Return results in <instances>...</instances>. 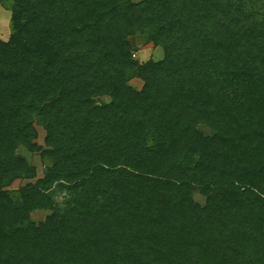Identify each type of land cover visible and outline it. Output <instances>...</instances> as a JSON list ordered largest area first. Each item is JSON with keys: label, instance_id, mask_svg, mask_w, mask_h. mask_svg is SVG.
Returning a JSON list of instances; mask_svg holds the SVG:
<instances>
[{"label": "trees", "instance_id": "trees-1", "mask_svg": "<svg viewBox=\"0 0 264 264\" xmlns=\"http://www.w3.org/2000/svg\"><path fill=\"white\" fill-rule=\"evenodd\" d=\"M0 5V264H264V0Z\"/></svg>", "mask_w": 264, "mask_h": 264}, {"label": "rangeland", "instance_id": "rangeland-1", "mask_svg": "<svg viewBox=\"0 0 264 264\" xmlns=\"http://www.w3.org/2000/svg\"><path fill=\"white\" fill-rule=\"evenodd\" d=\"M11 34V11L5 10L0 5V37L4 41H8ZM132 42L134 46L137 48V51L134 53L135 57L134 59L138 60L140 63H145L149 60L153 61H159L164 58V50L161 47H154L153 44L147 43L145 39L142 36H137L132 38ZM132 85L137 87L138 89H141L143 84L139 80H133ZM200 128L207 134H211V132L206 128L205 125H201ZM38 130V139L36 140V143L38 145L45 147V137L46 132L45 130L37 126ZM25 156L29 159L31 164L36 167L37 171V177L33 180H17L13 183L12 188L13 189H20L25 187L28 184H35L39 179L44 177V170L47 165H49V162H44L41 159V156L39 153L36 154H30L27 151H23ZM58 202H65V199L62 197H59ZM196 200L200 203H204V199L197 195ZM50 211H38L33 214H31V220L33 222L39 223L41 221H44L45 218L50 215Z\"/></svg>", "mask_w": 264, "mask_h": 264}, {"label": "built area", "instance_id": "built-area-1", "mask_svg": "<svg viewBox=\"0 0 264 264\" xmlns=\"http://www.w3.org/2000/svg\"><path fill=\"white\" fill-rule=\"evenodd\" d=\"M134 57H135V55H134Z\"/></svg>", "mask_w": 264, "mask_h": 264}]
</instances>
